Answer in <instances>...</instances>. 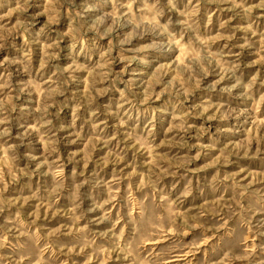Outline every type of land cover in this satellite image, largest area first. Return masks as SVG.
<instances>
[{"label":"rangeland","instance_id":"374dc122","mask_svg":"<svg viewBox=\"0 0 264 264\" xmlns=\"http://www.w3.org/2000/svg\"><path fill=\"white\" fill-rule=\"evenodd\" d=\"M0 264H264V0H0Z\"/></svg>","mask_w":264,"mask_h":264}]
</instances>
